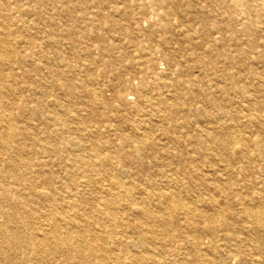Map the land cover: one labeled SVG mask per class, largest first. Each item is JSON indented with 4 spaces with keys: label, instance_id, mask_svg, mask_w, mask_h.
Returning <instances> with one entry per match:
<instances>
[{
    "label": "rangeland",
    "instance_id": "rangeland-1",
    "mask_svg": "<svg viewBox=\"0 0 264 264\" xmlns=\"http://www.w3.org/2000/svg\"><path fill=\"white\" fill-rule=\"evenodd\" d=\"M131 1L0 0V22L10 27L7 36H2L5 41L0 42V49L10 56L9 63L1 67L6 77L2 101L14 114L17 153H26L28 169L36 177L33 185L44 193L45 174L55 172L64 178L71 171L78 175L65 153H71L72 143L79 142L83 153L94 156L93 170L104 184L90 189L78 175L83 184L80 190L85 193L84 213L78 223L95 214L106 218L109 213L101 203L106 199L118 202L114 195L119 187L92 153L95 146L103 147L112 167L120 168L115 171L117 180L131 184L136 197L145 190L164 195L176 191L182 196L185 207L181 209L177 199L172 200L168 219L188 247L198 242L200 256L215 241L223 256L212 258V264H251L248 258L253 256L264 259V243L254 237L245 212L250 200L264 202V154L259 143L264 144V12L246 16L239 8L233 11L227 0H167L162 5ZM249 3L264 5V0ZM233 16L250 18L243 24ZM143 42L145 51L139 49ZM148 60L154 71L175 74L181 69V75L173 77L177 82L193 78L201 83L189 91L162 87L154 92L168 103L179 97L189 104L178 106L176 120L152 121L149 132L153 136L149 138L154 140L147 139L143 158L135 159L132 155L138 153L125 139L134 136L133 124L139 119L136 91L151 81L145 73ZM70 84L77 86L72 94ZM243 90L249 99L242 95ZM93 91L102 101L94 98ZM217 118L232 119L225 121V126L234 128L231 155L224 154L220 143L213 140L219 135L227 139V130ZM244 148L246 155H241ZM56 153H62L61 159ZM45 158L51 165L43 171L38 161ZM0 167L6 170L4 164ZM2 183L10 191L14 189L11 181ZM56 185L63 187L62 183ZM121 203L127 206L131 201ZM137 203H142L141 197ZM33 206L41 210L37 203ZM19 209L25 211L26 206ZM95 209L100 212L94 214ZM214 211H220L225 221L215 225V234L210 236L212 230L204 225V217ZM262 212L264 225V207ZM76 214L80 216L79 211ZM3 222L0 217V225ZM184 227L194 232L195 240L183 234ZM90 235L93 239L99 236V242L115 254L120 253L123 241L139 240L138 232L126 229L116 237L117 243L100 232ZM181 239L175 246L166 242L163 248L151 246L152 258L174 250ZM140 251L142 246L133 248L125 259ZM175 252L169 253L174 264L184 263L187 254H193L182 246ZM21 256L26 255L22 252ZM54 263L59 264L57 259Z\"/></svg>",
    "mask_w": 264,
    "mask_h": 264
},
{
    "label": "bare ground",
    "instance_id": "bare-ground-1",
    "mask_svg": "<svg viewBox=\"0 0 264 264\" xmlns=\"http://www.w3.org/2000/svg\"><path fill=\"white\" fill-rule=\"evenodd\" d=\"M134 1L132 0L131 2ZM227 1H231V4L228 2V5H230L229 7L233 11L239 8L246 16L251 17L253 12H255V15H262L264 12V5L248 4V0ZM149 2L162 5L167 0H149ZM250 17L239 18L233 16V19L244 24ZM9 28L0 22V42L5 41L2 36H7L6 32L9 31ZM145 45V42L141 43L139 49L145 51ZM2 48L0 49V123L2 122L4 125H0V166L4 164L6 170L0 167V217L4 218V222L0 225V264H53V261L56 259L59 264H174L170 261L169 253L174 252L173 254H175L176 248H180L181 246L193 254H187L186 258H184L185 262L183 263L182 261L179 264H198L200 261L205 260L207 264H212L215 259L217 260L220 256H223L216 250L215 241H211V246L202 249L204 250V255L200 256L196 249L199 246L197 241L195 246L191 244L192 246L188 247L183 235L178 236L174 233V225L168 219V213H170L168 212L170 209L168 206L172 200L177 199L180 208L183 209L185 207L184 199L179 193L175 191V193L173 192L174 194L167 193L164 195L159 192L149 193L145 190L136 197L132 192L131 184L120 183L117 180L119 176L115 175V171L120 168L117 167L115 169L112 167L110 159L105 157V149L103 147L95 146L92 149V153L98 157L102 167L106 168L109 176L112 179H116L115 185L119 187L118 194H111L118 197V202L106 199L101 203L103 211L109 213L106 218L95 214L96 211H99V209H95L93 219H86L87 221L78 223V221H81L80 217L84 213L83 204L85 203L83 202L85 193L80 190V187H83L82 180H85L84 184L90 189L104 184L103 179L101 180L98 177L99 173L96 174V170H93V167L96 166L95 160H93L94 156L90 153H83V146L79 142L72 143V147L69 148L71 153H65V155L68 157L71 166L78 169L79 178L81 177L82 180L78 179V175L72 174L71 171H67L64 178L58 177L55 172L50 171L51 173L49 175L45 174L42 180L47 185L46 191L38 193L37 187L33 185L36 177L34 176V172L28 169L29 163L26 160V153H17L18 143L16 138L14 139L16 130L14 132L13 129L15 126L14 114L8 110L2 101V90L5 86L6 77L1 67L8 64L10 59L7 50ZM202 63L207 64L205 61ZM146 64L145 73L151 77V81L148 82L147 86H142L136 91L139 101L136 103L135 109L139 113V119H136L133 124L134 136L125 139L133 149V152L138 153L132 155L135 159L143 158V151L146 149L144 142L147 139L154 140V138H149V136H153L149 132V125L152 121L163 124L164 120H176L178 106L180 104L188 106L189 104L184 99H179V97L174 102L168 103L160 93L156 97L154 92L161 90L162 87L180 88L182 91H189L201 83L193 78L177 82L173 77L174 75L179 77L182 73L181 69H177L175 74H173L172 71H154L151 60H148ZM58 69L62 70V67L58 66ZM123 81L124 84L129 85V80L123 79ZM76 88L77 86L70 84L68 89L69 94H72ZM241 93L246 99H249L244 90ZM96 94L95 91L92 92L94 98L97 97ZM118 98L121 99L120 96ZM189 100L191 101V97L187 101ZM162 106L163 108L161 109ZM146 116L151 117V119L145 120ZM254 120H258V118L255 117ZM217 121L222 124L224 131L227 130V139L223 140L222 136L219 135L213 137V140L220 143L219 149L227 152L224 154L231 155L228 152L232 144L231 134L233 132L231 133V131L234 128L228 126V124L226 125L228 127H226L225 121L228 123L232 119L217 118ZM105 128L107 127L105 126ZM259 143L262 155L264 154V144L262 141H259ZM56 154L61 159L62 153ZM240 154L246 155V148ZM46 159L44 162L41 159L38 161L43 171L47 170L46 168H49L51 165ZM58 178L61 179L58 180ZM7 180L11 181L14 185V189L11 191L5 185H2V182ZM58 183H62L63 187H57L56 184ZM176 189L175 187L174 190ZM19 196L22 198L21 200ZM140 197L142 203L135 204L136 199H140ZM124 199H128L132 204L124 206L121 203ZM35 203L39 205L41 210H38L36 207L34 208L33 205ZM153 203L156 205L155 207L152 206ZM247 204L245 212L251 229L254 232V237L264 243V234L262 233L264 225L261 218L264 202L252 199ZM24 205L26 206L25 211L19 209L20 206ZM135 205L139 207L135 208ZM76 211L80 212V216L76 214ZM132 211L135 213L133 214ZM132 218L135 219V223L133 224L130 223ZM204 218V225H207L208 230H212L210 236L215 234V229H213L215 225H219L225 221L224 218H221L220 211H214L212 215H206ZM124 229L138 232L139 238L137 242L123 241L124 243H121L123 248L119 252L124 255H120V253L115 254L113 252L114 249H107L100 243L102 240H100L99 236H95L93 239L90 235V233L100 232L106 235L107 238H110L111 241H115L116 237ZM183 234L194 238V232L192 233L190 229H186L185 227ZM178 238H182L181 244L179 243L180 245L178 244L174 250H164L163 253H160L159 259L157 257L152 258V253L150 254L151 246L157 245L163 248V242L175 246ZM139 241L140 243H138ZM141 246L143 247V251L133 254L128 259V262L126 260L127 257L125 259L126 253L132 251L133 248H141ZM235 249L237 252L238 249ZM22 252L26 256L20 257V253ZM253 257L248 258L251 264H264V259L260 258L256 260Z\"/></svg>",
    "mask_w": 264,
    "mask_h": 264
}]
</instances>
